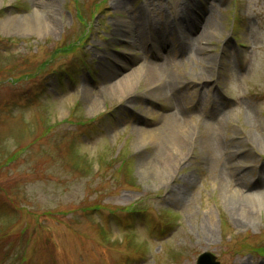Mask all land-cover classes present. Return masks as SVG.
Here are the masks:
<instances>
[{"label": "rangeland", "instance_id": "1", "mask_svg": "<svg viewBox=\"0 0 264 264\" xmlns=\"http://www.w3.org/2000/svg\"><path fill=\"white\" fill-rule=\"evenodd\" d=\"M115 1L0 0V264H195L203 251L218 264H264V0ZM181 30L207 39L180 51ZM165 56L195 120L220 104L226 144L256 167L252 198L215 183L217 152L199 163V136L182 159L159 162L134 130L135 115L154 127L147 108L157 117L169 103L148 81L104 86L112 69ZM237 203L252 211L233 214Z\"/></svg>", "mask_w": 264, "mask_h": 264}, {"label": "bare ground", "instance_id": "2", "mask_svg": "<svg viewBox=\"0 0 264 264\" xmlns=\"http://www.w3.org/2000/svg\"><path fill=\"white\" fill-rule=\"evenodd\" d=\"M125 1L126 0H116L114 7L126 9ZM178 17V19L188 18V14L183 12ZM194 19L195 18H189L188 23H191ZM196 19L198 20V16ZM115 23L118 26H122L120 28V34L130 31L126 28L124 21L121 19L115 20ZM145 25H147V21L141 23V26ZM204 26L208 27L210 26V23L205 22ZM144 28L135 29L134 32L137 33L140 38H142V35L145 37L144 33L146 30ZM159 29L160 32L163 31V28L159 27ZM166 30V34H172L170 27L169 29L166 28ZM179 32L182 34L183 44H180V47L178 46V48L180 51L189 50V52L194 46H196V49L198 50L200 43L203 40H206L208 35V32L206 34H200L198 36V42L196 39H189L186 34L188 32L187 30L186 33L182 30ZM202 50L203 48H200V51ZM170 57L172 56H165L159 61H145V59H143L138 67L134 68L126 75L118 76V72H115V70L112 69L111 72H108L107 76H101L102 80L105 81L104 86L116 90L118 86L121 87L126 84L132 75L138 76L143 81H148L149 86L153 89L150 92V96L154 97L153 99L155 100H160L161 98L168 99L169 103L161 104V109L164 113L157 114V117L154 116L156 112H153L152 108H147L146 113L151 115L149 121L152 123L155 122L154 127L147 128L145 126L147 121L145 118L143 120V115H135L133 118L135 123L134 130L145 135V139H150L155 148L154 152L158 157L159 162L162 165H165L170 160L175 159L177 162L182 159L184 156L179 152L185 147L191 149L192 145L195 144L197 136H199L201 138L200 142L196 141L197 147L201 149L199 163L207 164L208 160H211V156L214 157L215 152H217V159L220 161V166L217 168L216 173H214L213 180H215V183L218 182L229 192L238 194L242 197L252 198L254 196L253 194L256 192L252 193L253 189L250 188L249 173L255 171L256 167L247 165L246 161L243 159L245 148L239 143L234 142L233 144L230 142V145L226 144L227 142L224 137L223 128L229 123V121L227 117L224 116L225 113L220 115V104L212 101L211 106H213V108L209 111L202 107L201 111L204 113L203 120H195V117L200 116L201 113L198 112V114L195 115L190 110L189 103L186 102V96L178 91V79L168 71V68L173 62V59ZM207 58L210 63L211 56L207 55ZM212 70L213 68L211 69V74L210 72L207 74L201 72L199 79L202 81L209 80V77L212 76ZM198 100L199 98L196 101L198 102ZM147 104L152 106V100L149 99ZM248 109L251 111L250 107H248ZM212 112L215 117L213 118V121H208V113ZM191 123H193V126H191ZM172 151L177 155H174ZM237 153H239L238 157L236 155ZM262 169L263 166H260L257 173V179L261 184V188L257 193H259L264 199V173ZM178 189L179 188L177 187V192ZM172 190L173 189H171V191ZM255 208L256 212L259 213L261 207L257 206ZM249 210L250 208L240 203L230 206L229 209V211H233V214H238L241 217H244L242 213L249 214L252 211ZM241 217H233L234 223L237 226H242L246 223L244 220L240 219Z\"/></svg>", "mask_w": 264, "mask_h": 264}, {"label": "water", "instance_id": "3", "mask_svg": "<svg viewBox=\"0 0 264 264\" xmlns=\"http://www.w3.org/2000/svg\"><path fill=\"white\" fill-rule=\"evenodd\" d=\"M195 264H218V262L214 259L212 253L209 251H203L198 255Z\"/></svg>", "mask_w": 264, "mask_h": 264}]
</instances>
